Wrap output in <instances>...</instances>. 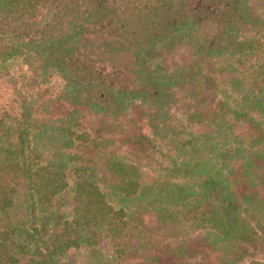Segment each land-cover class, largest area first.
<instances>
[{"label": "trees", "instance_id": "trees-1", "mask_svg": "<svg viewBox=\"0 0 264 264\" xmlns=\"http://www.w3.org/2000/svg\"><path fill=\"white\" fill-rule=\"evenodd\" d=\"M199 2L0 0L34 83L0 113V264L264 258V0Z\"/></svg>", "mask_w": 264, "mask_h": 264}, {"label": "rangeland", "instance_id": "rangeland-1", "mask_svg": "<svg viewBox=\"0 0 264 264\" xmlns=\"http://www.w3.org/2000/svg\"><path fill=\"white\" fill-rule=\"evenodd\" d=\"M195 7L199 0H190ZM222 5V6H221ZM200 9L202 15L215 16L225 11L222 3H210L202 5ZM34 85L26 66L18 56L10 58L5 64V68L0 71V113L7 112L12 116H21L20 97L28 93ZM251 259H264L262 256H252ZM249 260V261H250ZM166 264H184L182 260L169 258Z\"/></svg>", "mask_w": 264, "mask_h": 264}, {"label": "water", "instance_id": "water-1", "mask_svg": "<svg viewBox=\"0 0 264 264\" xmlns=\"http://www.w3.org/2000/svg\"><path fill=\"white\" fill-rule=\"evenodd\" d=\"M246 264H264V259H251Z\"/></svg>", "mask_w": 264, "mask_h": 264}]
</instances>
